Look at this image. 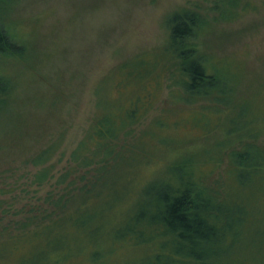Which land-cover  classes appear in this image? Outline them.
I'll return each instance as SVG.
<instances>
[{
	"label": "rangeland",
	"instance_id": "rangeland-1",
	"mask_svg": "<svg viewBox=\"0 0 264 264\" xmlns=\"http://www.w3.org/2000/svg\"><path fill=\"white\" fill-rule=\"evenodd\" d=\"M211 3L0 0V24L24 48L21 55L0 62V72L10 86L7 108L0 117V184L10 186L0 198L10 204L14 197L19 206L48 207L44 201L58 200L66 192L75 194L85 185L76 172L104 165L99 162L80 170L72 159L93 120L107 109L122 112L133 106L138 122L113 142L115 155H125L121 167L130 179L129 197L118 204L117 218L140 188L165 177L169 167L181 162L201 172L207 188L230 186L226 192L238 205H249L251 200V205L262 208L264 179H255L252 183L258 185L248 188L235 174L237 187L231 188L230 155L252 147L264 155V0H242L250 4L247 11L228 18L210 10ZM183 8H199L207 18L192 43L208 72L220 79L218 86L228 93L227 102H215L214 95L184 101L186 95L174 86L163 51L169 36L167 19ZM151 62L156 65L152 75H144L140 83L128 78L132 70L146 72ZM47 151L52 157L46 164H27ZM44 169L50 170L48 179L34 182ZM65 169L74 172L64 180ZM98 205L103 214L109 213L101 202ZM260 210L261 222L264 209ZM112 219L99 218V223L106 228ZM106 231L93 246H101ZM52 237L72 251L80 247L77 240L59 233ZM91 249L87 246L70 264H144L142 253L139 260L127 262L133 251L125 247L105 251L93 263ZM248 252L240 248L233 264L246 260L260 264L257 256L247 259Z\"/></svg>",
	"mask_w": 264,
	"mask_h": 264
},
{
	"label": "trees",
	"instance_id": "trees-1",
	"mask_svg": "<svg viewBox=\"0 0 264 264\" xmlns=\"http://www.w3.org/2000/svg\"><path fill=\"white\" fill-rule=\"evenodd\" d=\"M241 1L213 0L210 10H218L220 18L236 17L250 6ZM206 19L199 8H183L172 13L167 19L169 36L163 58L171 65L174 86L186 95L184 101L214 95L215 102H227L225 98L229 95L218 86L220 79L208 72L192 43ZM23 51V46L14 42L0 24V62ZM154 65L151 62L146 72L136 69L127 76L140 83L138 80H143L144 75L154 73ZM9 96V83L0 72V117ZM128 107L122 112L105 107L104 114L93 120L72 159L80 170L99 162L104 165L99 170L76 172L78 181H84L85 185L75 194L66 192L58 200L44 201L52 211L41 205L19 206L14 197H10V204L9 199L0 198V264H70L87 246L92 248L89 255L93 263L104 257L105 251L112 253L118 247H125L134 252L127 262L139 260L138 254L142 253L144 264H233L232 257L243 248L249 250L247 259L250 256L254 260L257 256L260 264H264V220L260 222L257 218L264 206L251 205L254 203L251 200L249 205H238L227 194V187L230 189L227 185H218L219 190L207 188L203 174L193 172L187 162L176 163L169 167L165 177L140 188L120 212L121 217H116L117 207L129 197L130 179L121 167L125 155H115L113 142L138 122L136 108ZM51 157L47 151L27 160V164L43 165ZM230 164L231 188L237 187L235 174L242 180L239 183L248 188L258 185L252 183L255 179H264V155L254 147L230 155ZM71 172L74 171L66 170L61 179L65 180ZM49 173L48 169L41 170L34 182L45 181ZM8 186L0 184V193H5ZM100 202L109 212L107 215L101 212ZM103 217L113 218L109 227L103 228L104 222L99 223ZM105 230L101 246H93L96 237ZM56 233L67 240H77L80 247L72 251L70 245L52 237Z\"/></svg>",
	"mask_w": 264,
	"mask_h": 264
}]
</instances>
